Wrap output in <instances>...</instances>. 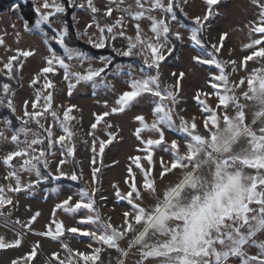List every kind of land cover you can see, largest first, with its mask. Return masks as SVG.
Instances as JSON below:
<instances>
[{"label":"snow or ice","instance_id":"6c2138e0","mask_svg":"<svg viewBox=\"0 0 264 264\" xmlns=\"http://www.w3.org/2000/svg\"><path fill=\"white\" fill-rule=\"evenodd\" d=\"M67 2L72 7H85L79 0ZM86 2L92 13L100 11L93 0ZM135 2L138 10L133 12L130 8H119L118 5L123 3V0H109L110 4H117V8L108 7L105 15L111 17L113 11H120L119 18L115 23L106 26L93 21L99 37L96 40L89 37L92 47L103 49L109 46L110 41H115L117 36L126 38L127 48L119 50L118 54L130 58L140 57L142 65L138 66L139 75H136L137 69H127L128 90L118 96L115 100L117 106L112 107L110 112L96 116V122L91 125L93 132L90 134H94L97 125L110 114L122 113L138 104L141 99H149L152 104V121L149 123L143 115L135 117L140 125L135 131V136L143 146L140 151L146 154L144 159L149 167L142 166L140 156L131 158L136 168L143 173V184L138 188L133 176V182L126 195L121 194L119 190L116 192L117 197L127 200L131 205V211L123 213L124 224L120 226H114L110 218H102L95 206V190L90 193L87 188H83L77 193L78 200L74 204L72 196L59 203L53 211V219L46 231L35 234L53 240L64 237L66 232L79 234L90 237L100 245L90 255L73 250L67 243H63L62 247L68 256L60 259L59 253H53L52 259L56 260L57 264H80L81 261L83 264H97L103 246L118 253L116 264H126L132 248L138 249L139 259L136 264H147L149 261H155V264H233L234 261H239V264H264V241L258 239L264 235V68L253 69L238 83L230 81L231 73L238 69L237 61H222L218 58L228 33H222L219 42L210 46L206 43L205 36L206 25L216 14L214 6L221 0H205L209 7L203 17L194 18L195 27L189 28L183 23L180 27L190 33L189 43L204 51V54L193 56L192 60L196 64L208 65L218 70V74H211L208 81L215 91L198 92L195 97L206 114L203 127L208 134H200L195 117L189 121L180 116V123L177 124L179 82L183 80L185 73H179L176 85L162 87L160 67L161 63L177 50L176 41L184 42L180 32L172 31L170 21L178 22L176 10L179 8V11L183 12L181 4L186 0ZM253 3L259 9V19L249 25V36L257 34L258 38L251 39L250 43L244 46L251 49L250 54L243 57L239 63V67L245 70L249 61L257 58L264 61V2L253 0ZM35 11L38 18L34 26L29 27L28 21L25 20L24 28L29 32H40L41 39L47 46L49 55L45 58V66L32 80V85L39 84L40 76L44 77L45 83L42 89L36 91L32 101L33 111L28 110L29 102L25 101L23 117L19 118V128L12 129V121H6L12 131L11 143L15 145L16 150L3 158V164L9 169L5 179L14 183H9L6 187L0 186V217L6 215L5 209L9 206L15 207L13 198L8 193L35 191L42 183L47 184L49 177L57 181L62 178L78 181L82 178V172L78 174L73 171L69 174L62 171V166L68 162L66 159L60 160L58 174L53 175L48 171L49 158L55 154L53 149L56 146H59L62 154L66 150L67 156H75V132L71 122L76 119L71 115L75 105L68 107L62 118L53 108V94L48 90L54 89L55 85L49 74H56L57 69L62 70L68 95L81 83H90L93 88L114 87L106 82L104 76L107 67L112 63L110 57L101 58L104 65L102 67L73 70L77 67L83 68L84 63L90 65L92 58L68 43L70 33L62 19L66 13L64 0H42L40 7ZM154 12L160 13V16L153 15ZM125 15L136 22L134 38L126 36ZM143 20L150 21V31L153 34L151 37L142 36L140 22ZM57 21L62 27L59 30L54 29V34L49 36L43 26L51 27ZM92 26L87 25L89 28ZM53 42L63 49V55L58 54L52 47ZM3 43L0 39V44ZM113 51H116L114 47ZM33 55L35 53L32 50H18V54L11 56L0 71L6 70L8 81L17 80L18 71L24 67L21 58L27 59ZM228 64L232 65L231 73L227 69ZM117 72H125V68L118 65ZM175 75L173 72V76ZM245 84L246 90L242 95L238 94V90ZM44 91L48 94L43 95ZM211 95H215L218 100L215 109L206 100L201 99V96ZM14 97L12 84L4 82L0 85V108H7L14 113ZM241 99L249 103H241ZM104 103L107 107V101ZM230 107L234 110L232 115L228 111ZM246 109L251 112L250 122ZM49 115L50 122L47 120ZM32 124L36 125L35 129L31 127ZM57 125L61 133L59 135L53 131ZM107 127L111 128L112 125L108 124ZM176 131L184 135V151L181 150L179 139H172L170 142L166 140V132ZM142 133H148L149 138H144ZM108 137L106 141L99 143L98 154L101 158L105 148L117 139L113 133H108ZM8 139L4 132H0V142ZM157 149L169 153L167 164L163 157L160 158L161 180L179 170L177 179L170 181L162 190H158L156 178L152 176L153 156ZM92 152H97L95 141L92 144ZM96 162L94 156L92 164L95 165ZM99 171L98 167L92 169L94 183L97 182L96 174ZM128 171L131 176V167ZM25 174L34 176L35 179L24 183L22 176ZM48 190L58 192L59 186ZM145 194L153 203L145 202ZM61 209L65 213L87 210L90 215L80 218L78 223L92 227L87 230L78 227L65 228L63 221L55 219L56 211ZM40 215V212H36L26 223L19 219L13 221L20 229L17 238L6 242L0 237V250L20 247L24 241L25 230L32 232V224ZM128 234L133 236L128 249H125L121 247L120 241ZM39 247V243L34 244L26 257L13 260L12 264H21V260L30 264L37 256ZM253 248L257 251L250 254L249 250Z\"/></svg>","mask_w":264,"mask_h":264},{"label":"rangeland","instance_id":"374dc122","mask_svg":"<svg viewBox=\"0 0 264 264\" xmlns=\"http://www.w3.org/2000/svg\"><path fill=\"white\" fill-rule=\"evenodd\" d=\"M24 1L25 0H18L7 12L0 14V39L4 41L3 44H0V69H3V65L11 56L18 54V50H32L35 53V55L24 59V67L22 70H19L21 87L15 92L14 97L15 113L18 118L23 117L25 101L29 102L28 110L30 112L33 111L32 101L35 98L37 89H42L45 80L43 76H40V82L35 86L32 85V80L38 74L39 70L45 66V58L49 55L47 46L41 39L40 32H29L24 28V21L18 11L19 4ZM32 1L35 3L36 8L40 7L42 3V0ZM262 2H264V0H262ZM79 3H83L85 7H78L74 14L76 31L78 37L88 44H90L89 37H91L92 40H96L99 37V32L93 23L94 20L98 21L101 26H106L115 23L121 15L120 11H113L111 17L105 15L108 7L117 8V4H110L109 0H93L94 5L100 9V11L95 14L87 8L86 0H79ZM118 6L121 9L130 8L133 12L138 10L135 0H123V3H119ZM181 7L184 9L183 14L185 15L186 13L185 16L187 19L193 22L195 17H203L209 6L205 3V0H186L185 3L181 4ZM213 10L216 14L206 28V42L209 46L213 43H218L221 34L224 32L228 33V37L224 41V46L218 58L222 61H237L238 69L235 73H231V64L227 66L228 71L231 73L230 81L238 83L240 79L246 78L253 69L264 68V61L259 60V58L249 61L246 70L239 67L242 58L251 52V49H246L244 46L250 43L251 39L258 38L257 34H252L251 37L249 36V25L253 21L259 19V9L253 3V0H221L218 5L214 6ZM42 11L46 10L42 9ZM152 14L157 17L160 16L158 12ZM177 21L178 22L170 21L172 31L180 32L182 37H184V42L182 43L176 59L161 63V84L162 87L176 85L179 73H185L183 80L179 82L178 103L176 105L178 116L176 118V123H180V116H183L189 121L192 117H195L198 131L200 134L206 136L208 133L203 127V120L206 114L202 111L195 97L198 92L213 93L215 91L210 87L208 81L211 74H218V70L208 65L196 64L192 60L193 56L204 54V51L193 47L189 43L188 37L190 33L186 29L180 27L182 22L179 20ZM135 23V21L125 15L126 36L135 37ZM89 24L93 26L91 28L87 27ZM140 24L142 36L145 38L151 37L153 34L150 31V21L143 20ZM46 26L48 25L43 26L44 31H46ZM61 27L62 25L57 22L49 28L52 30H59ZM188 27L191 28L195 26ZM84 33H87V35H83ZM127 45L128 40L119 36H117L115 41H110V46L112 49L113 47L116 49L115 52L117 54L119 50L126 49ZM209 50L211 49L209 48ZM118 55L123 56L120 54ZM91 58L92 61L90 65L84 63L83 68L77 67L73 70L83 71L88 67L99 68L104 66L101 61L102 57ZM72 63L75 64V61ZM119 65L125 68V72L118 73V65H116L109 72L104 73L106 82L114 87L105 88L101 86L99 88H93L90 83H81L72 90L71 95H68L67 82L63 80V72L57 69L56 74H49L55 88L48 90L53 94V108L60 113L61 118L63 117V112L73 105H75V109L71 115L76 117V119L71 122L72 129L75 132V156H67L66 150H64V154H62V150L59 146H56V148L53 149L55 154L49 158L48 171L53 175L58 174L57 169L60 160L66 159L68 162L62 166V171L70 174L74 171L73 162L75 161L80 172H82L81 183L90 193L95 190L94 199L96 201V208L100 211L102 218L105 220L110 218L114 226L124 224L123 213L131 211V205L127 203V200H121L117 197L116 192L119 190L121 194L126 195L133 182V176L138 188L143 184V173L140 169L136 168L131 158L140 156L142 166L144 168L149 167L147 161L144 159L146 154L140 151L143 146L135 136V131L140 126L135 117L143 115L149 123L153 119L151 114L152 104L149 99L144 98L141 99L138 104H135V106L130 109H126L122 113L110 114L105 117L104 120L97 125L94 134H90L93 132L91 125L96 122V116L106 111L110 112L112 107L117 106L115 105V100L118 96L122 92L128 90L127 69L130 67L135 68L137 69L136 75L140 74L138 66L141 65L137 63ZM1 72L7 76L6 70ZM173 72L176 73L175 76H173ZM245 90L246 84L238 90V94L242 95ZM47 94V91L43 92V95ZM201 99L206 100L214 109L218 104L215 95L209 97L201 96ZM105 101H107V107H105ZM241 103L248 104L249 102L241 99ZM41 104H43V100ZM228 111L230 115L234 114V110L231 107ZM246 112H248L247 119L250 122L252 118L250 109H246ZM47 120L49 122L51 121L50 115L47 117ZM6 121L8 120L0 121V132H4L5 135L9 137L8 140L0 142V186L3 187H6L9 183H14L13 181L5 179L9 169L3 164V158L9 152L16 150L15 145L11 143L10 137L12 131L6 124ZM108 124H111L112 127H107ZM31 127L35 129L36 125L32 124ZM53 131L56 135L61 134L58 125ZM108 133L115 134L117 139L105 148V152L101 158L98 154L99 143L109 138ZM142 136L144 138H149L148 133H142ZM172 139H179L181 142V150H186L184 146V135L181 132H166V140L170 142ZM93 141L96 142V153L92 152ZM94 156L97 161L95 165L92 164ZM161 157L164 158L166 164L169 162V153L157 149L153 156L154 167L152 169V176L155 178H157L158 172L161 171ZM93 167L103 168L98 188L96 187V183L93 182ZM130 167L132 169L131 176L128 171ZM22 179L24 183H27L30 179L34 180L35 177H29L25 174L22 176ZM79 190L80 189H75L71 186H59L58 192H52L48 189H36L35 191L21 192L19 194L8 193V195L12 196L15 207L9 206V208L5 209L6 215L0 217V237H3L6 242H11L16 239L17 232L20 231L19 226L15 225L13 221L19 219L26 223L36 212H40L41 215L37 218V221L32 224V232L25 230L24 241L20 247L0 250V264H12L13 260L26 257L36 243H39L40 247L37 250V256L30 264H57V261L52 259L53 253H59L60 259H65L68 254L62 247L63 243H67L73 250L90 255L97 247H100V245L90 237H83L79 234H67L66 232L65 236L61 237L59 240H53L50 237L35 234L46 231L47 226L53 219V211L59 203L69 196H72L74 204L78 200L77 193ZM86 215H90V213H87V210L83 209L76 213H65L61 209L56 211L55 219L63 221L65 228L78 227L87 230L92 226L80 225L78 223L79 219ZM54 227L53 225V228ZM132 235L133 234H128L124 240L120 241L122 248L128 249ZM258 239L264 241V235L259 236ZM103 248L100 253V261L97 262V264L102 260ZM249 251L250 254H255L257 250L253 248ZM111 252H114L116 258L118 253L115 250ZM138 259V249L132 248L126 264H136ZM21 264H25L24 260H21ZM80 264H83V262L81 261ZM89 264H91V262H89ZM147 264H155V261H149ZM233 264H239V261H234Z\"/></svg>","mask_w":264,"mask_h":264},{"label":"trees","instance_id":"16d2710c","mask_svg":"<svg viewBox=\"0 0 264 264\" xmlns=\"http://www.w3.org/2000/svg\"><path fill=\"white\" fill-rule=\"evenodd\" d=\"M18 0H0V14L7 12L12 5L17 3ZM65 6H66V13L63 15L62 19L64 24L67 25L69 29L70 36L68 38V43L70 46L75 47L79 49L80 51L84 52L86 55H89L94 58H99V57H110L112 60L111 65L108 66L106 72H109L114 66L119 65V64H128V63H137L138 65H142V59L140 57H125V56H119L115 51H113L112 47L109 46L105 47L103 49H97L92 47V45L82 41L78 37V33L76 31V21L74 19V14L77 10L78 7H72L70 4H68L67 0H64ZM36 6L35 3L32 0H25L24 2L20 3L18 6V11L19 14L22 18V20L25 22V20L28 21L29 27H33L35 20L38 18L37 13L35 11ZM177 20L182 22L183 24H186L188 26H195V24L187 19V17L183 14V12L179 11V8H177ZM53 19H56L53 17ZM211 21V20H210ZM208 22V25L210 23ZM59 23V21H57ZM206 25V28L207 26ZM45 30L49 33V35H53L54 32L51 28L48 26L45 27ZM206 31V30H205ZM174 39V37H173ZM207 43V42H206ZM177 44V50L172 54V56L166 58V62H170L174 59L177 58L180 48L182 46V43L180 41H176ZM52 47L59 53L60 55L63 54L62 48L55 44L54 42L52 43ZM24 61V58H21ZM105 72V73H106ZM7 76L4 75L0 71V85H2L4 82H8L12 84L13 89L15 92L21 87V82H20V76H19V71H18V79L17 80H12L8 81ZM2 120H11L12 121V129H16L20 127V120L17 117L16 113L12 112L11 110L7 108H0V121ZM15 163V161H14ZM73 169L76 171L78 174L80 173V169L77 165V163L74 161L73 162ZM100 171L97 173V182H96V187L98 188L100 185V178L102 174L103 168H99ZM57 186H71L75 189H83L84 186L81 183V179L78 181H70L67 179H61V180H53L51 177H49V182L47 184L42 183L38 190H46V189H51ZM69 234V233H67Z\"/></svg>","mask_w":264,"mask_h":264},{"label":"crops","instance_id":"0c3cea01","mask_svg":"<svg viewBox=\"0 0 264 264\" xmlns=\"http://www.w3.org/2000/svg\"><path fill=\"white\" fill-rule=\"evenodd\" d=\"M179 170H177L178 173ZM177 173H170L169 175L165 176L163 180L160 179V171L158 172L157 178H156V183L158 190H162L165 188V186L170 182V181H175L177 179ZM145 202L146 203H153V201L147 199V194H145ZM124 223V221H123ZM133 236V235H132ZM103 256L102 260L99 264H115L116 263V258L114 255V252H111L112 249H108L107 246L103 248Z\"/></svg>","mask_w":264,"mask_h":264}]
</instances>
